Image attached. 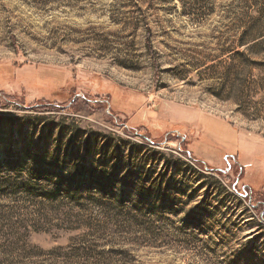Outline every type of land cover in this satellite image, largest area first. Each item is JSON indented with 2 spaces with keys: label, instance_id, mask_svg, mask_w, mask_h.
<instances>
[{
  "label": "rangeland",
  "instance_id": "obj_1",
  "mask_svg": "<svg viewBox=\"0 0 264 264\" xmlns=\"http://www.w3.org/2000/svg\"><path fill=\"white\" fill-rule=\"evenodd\" d=\"M262 204L264 0H0V264H264Z\"/></svg>",
  "mask_w": 264,
  "mask_h": 264
},
{
  "label": "trees",
  "instance_id": "obj_2",
  "mask_svg": "<svg viewBox=\"0 0 264 264\" xmlns=\"http://www.w3.org/2000/svg\"><path fill=\"white\" fill-rule=\"evenodd\" d=\"M57 107L59 108V106H52V105H49V104H44L43 106H41V108H39V104H38V105L33 106L32 108L33 109L39 108V109L44 110V109H56ZM262 206H264V204H262Z\"/></svg>",
  "mask_w": 264,
  "mask_h": 264
}]
</instances>
